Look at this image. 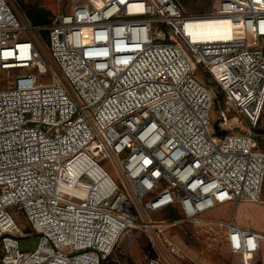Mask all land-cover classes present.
I'll use <instances>...</instances> for the list:
<instances>
[{
  "label": "built area",
  "instance_id": "1",
  "mask_svg": "<svg viewBox=\"0 0 264 264\" xmlns=\"http://www.w3.org/2000/svg\"><path fill=\"white\" fill-rule=\"evenodd\" d=\"M65 1L34 26L0 0V264H105L134 229L156 248L147 264L189 261L170 228L260 200L264 0H216L205 15L177 0ZM201 17L229 18L231 38L200 36ZM200 70L247 129L217 135ZM11 209L38 235L34 251L21 250ZM214 223L231 253L260 251L264 235L235 216Z\"/></svg>",
  "mask_w": 264,
  "mask_h": 264
},
{
  "label": "rangeland",
  "instance_id": "2",
  "mask_svg": "<svg viewBox=\"0 0 264 264\" xmlns=\"http://www.w3.org/2000/svg\"><path fill=\"white\" fill-rule=\"evenodd\" d=\"M16 12L21 17H26L27 10L37 8L41 10L48 20L54 21L61 12H66L67 1L65 0H12ZM181 8L193 15H205L210 13L216 0H177ZM47 34H43L42 44L46 45ZM264 50V40L261 42ZM202 81L214 94V85L217 83L209 73L202 72L198 74ZM4 73L0 72V82L3 81ZM46 81H49L46 77ZM3 83L2 85H4ZM225 114V115H224ZM211 119L216 133L237 134L247 129L248 124L245 119L239 115L236 110L231 109L225 112V103L222 102V113H211ZM244 127V128H243ZM256 130L264 132V110L260 126ZM261 140L258 147L264 151V135L257 136ZM105 170L112 178H116V172L111 163L105 162ZM13 220L21 230L23 237L20 238V248L23 251H34L38 235H36L27 222L22 212L9 210ZM235 216L236 223L245 228L258 231L264 235V181L260 200L257 204H244L239 207L235 213L233 204L223 205L212 212L204 215L205 225L193 223H183L168 231L169 239L179 249L180 253L194 264H264V241L261 249L255 255H242L231 253L225 241V228L220 223L231 221ZM153 221H163L169 217L167 212H159L151 216ZM173 217H181L179 210ZM156 254V248L149 239L148 235L139 230H131L125 233L117 242L112 254L106 260L105 264H147L151 256ZM189 261H180L177 264H191Z\"/></svg>",
  "mask_w": 264,
  "mask_h": 264
},
{
  "label": "bare ground",
  "instance_id": "3",
  "mask_svg": "<svg viewBox=\"0 0 264 264\" xmlns=\"http://www.w3.org/2000/svg\"><path fill=\"white\" fill-rule=\"evenodd\" d=\"M197 19L193 20L190 26L198 30L203 38H231L232 31L229 18L201 17Z\"/></svg>",
  "mask_w": 264,
  "mask_h": 264
},
{
  "label": "trees",
  "instance_id": "4",
  "mask_svg": "<svg viewBox=\"0 0 264 264\" xmlns=\"http://www.w3.org/2000/svg\"><path fill=\"white\" fill-rule=\"evenodd\" d=\"M26 13H27L26 17L31 21V23L34 26H42V25L50 24L52 22L51 20H48V18L45 16V14H43L41 10H38L37 8H32L30 10H27ZM213 87H214L215 92H214V107H213L212 112H217L221 114L222 113V102H224V95H223L221 88L217 84L214 85ZM256 133H257V136L260 134L264 135V132L259 131V130H256ZM217 135L223 136L218 133ZM259 139L260 138L256 137L257 142L259 143V145H261V140ZM1 257H2V250L0 247V263H1Z\"/></svg>",
  "mask_w": 264,
  "mask_h": 264
}]
</instances>
